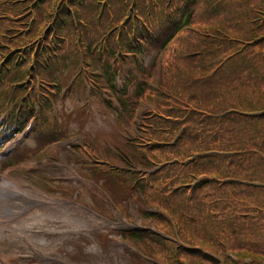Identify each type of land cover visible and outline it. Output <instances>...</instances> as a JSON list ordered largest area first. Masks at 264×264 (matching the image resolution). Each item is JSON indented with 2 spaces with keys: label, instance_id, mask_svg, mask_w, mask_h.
Returning a JSON list of instances; mask_svg holds the SVG:
<instances>
[{
  "label": "trees",
  "instance_id": "obj_1",
  "mask_svg": "<svg viewBox=\"0 0 264 264\" xmlns=\"http://www.w3.org/2000/svg\"><path fill=\"white\" fill-rule=\"evenodd\" d=\"M103 33L106 50L96 60L91 48ZM78 47L121 107L149 92L160 99L147 112L144 138L149 162L164 164L139 190L160 205L157 225L171 233L165 213L171 215L186 245L147 230L132 239L164 264H182L183 252L192 264H218L216 255L226 264H262L264 0H0V60L15 50L33 51L36 76L51 79L57 65L77 64ZM151 50H171L161 61L158 91L142 79V53ZM44 54L51 58L47 67ZM112 61L114 68L133 66L120 91L112 85Z\"/></svg>",
  "mask_w": 264,
  "mask_h": 264
},
{
  "label": "rangeland",
  "instance_id": "obj_2",
  "mask_svg": "<svg viewBox=\"0 0 264 264\" xmlns=\"http://www.w3.org/2000/svg\"><path fill=\"white\" fill-rule=\"evenodd\" d=\"M171 47L173 52L178 47V43ZM156 52L151 50L148 53H142V60L147 65V76L145 77L148 85L152 84L149 85V88H153L152 86L160 88L159 82L162 68H160V77L157 78ZM169 52L171 50L165 51L164 55L167 56ZM164 55L158 57L160 62L163 60ZM91 61L87 60L86 62L90 64ZM60 68L62 67L60 66ZM12 69L13 66L10 64L2 66L0 68V80ZM73 71L74 74H72ZM75 72H77V69L66 68L62 74L63 83L71 74L73 77L76 74ZM81 83V80H77L74 90H79L83 94L77 92L72 97L66 98V103L64 102L65 108L58 109V111L76 109L64 115L63 119H60L59 125H61V128L59 130L54 134L49 133L51 136L49 142L59 146L57 162L70 170L68 173H66L65 169L52 171L56 176L67 175L70 177L56 178L54 184L57 190L55 192L52 191L53 193L48 192V190H51L52 183L48 186L42 185L43 181L41 180H48V178L29 169L31 166H36V164H30L29 166L24 164L22 170L8 167V164L12 162L11 156L14 154L10 151L18 148L19 144L21 146L22 142L16 144L15 140V142L7 143L6 139L9 137L6 138L1 134L6 132V124L8 123L9 127L17 123L16 126L22 128L26 124V119L20 120V118L23 115H28V111L20 112V110L19 121L16 120L15 112H18L17 101L15 100L14 103H11V96L7 94L4 97L0 93V115L5 114L4 120H0V126L2 127H0V148H4V154L0 156V184L5 179H9L15 185V192L19 191L22 193L19 197L24 198V195L27 194L30 198L36 200L35 203H29L33 207L25 206V209L11 208L7 201L11 202L9 197L6 200H0V264H150L148 259L146 262L142 260L141 262L132 257L133 255H131L132 253L129 250L136 251L137 248L122 244V240L126 239L123 237L122 231L141 225V219L149 221L143 218L139 210L143 208L144 201H137L139 207L137 209V206L136 208L132 205L133 200L130 195L129 183L132 181L129 179L131 175L128 173L129 159L135 165V163H138V157L132 158V155L128 152L129 149L123 142L122 137L125 130L116 126V118L118 119V117L112 113H105L104 115V112L97 109L98 106L94 102L92 104L89 97H86L85 100L82 99V96L89 95V91L91 93L96 91L95 80L88 79L85 84L86 88ZM118 85L121 86L120 81ZM98 87H104L103 81H98ZM14 97L22 99L24 96L20 90L13 88ZM75 102L76 104L83 103L75 107ZM147 103L149 108L155 109L159 104L158 95H153L149 92L147 94ZM12 105L13 111H9L12 110ZM100 107L103 110L101 105ZM92 110L97 116L90 113ZM11 112L13 113L11 114ZM56 114L58 113L56 112ZM135 130L136 127L132 124L130 132L135 134ZM34 141L31 136L25 140L24 143H28L30 146L28 153L32 152ZM83 142H85V146H83ZM76 150L80 154V159L78 160H76L77 156H75ZM5 158L10 160L7 161ZM96 162H100L97 167L103 172L101 173L103 175H92L87 171V168L92 170L96 166ZM101 162L107 165L101 164ZM109 165H113L114 168L108 170ZM104 167L107 169L103 170ZM8 189L12 191L11 188ZM70 195L71 197H69ZM57 199L82 206L85 209L69 205ZM107 204L109 205L108 208ZM6 208H9V210ZM112 209L114 210L112 211ZM115 211L122 212L124 219L119 218ZM165 216L172 220L171 215L165 213ZM125 218H130L129 221L132 220L133 222L131 221L129 225L124 221ZM85 236H92V239L94 238V241L92 240L93 243L84 242ZM81 239L82 241H80ZM27 240L34 243L33 253L35 259L21 261L18 257L21 250H16L14 246L9 248L10 246L8 247L7 244L16 241L26 242ZM76 246H78V250L83 251V258L82 256L79 257L80 255L74 257H72L73 254L70 255V252L74 251L73 249ZM57 248L64 249L66 254L71 256H68V258L72 262L64 255H59L56 250H51ZM183 256L181 263L186 264L184 252ZM216 258L218 264H226V261L224 262L221 256L216 255ZM161 262H163V259L156 261V264ZM190 264H192L191 261Z\"/></svg>",
  "mask_w": 264,
  "mask_h": 264
},
{
  "label": "bare ground",
  "instance_id": "obj_3",
  "mask_svg": "<svg viewBox=\"0 0 264 264\" xmlns=\"http://www.w3.org/2000/svg\"><path fill=\"white\" fill-rule=\"evenodd\" d=\"M10 181H5L4 183L0 184V192L3 193H8V189L7 188H11L13 189L12 192H9V194L13 195L14 194V185ZM31 202H33V199L31 200Z\"/></svg>",
  "mask_w": 264,
  "mask_h": 264
}]
</instances>
